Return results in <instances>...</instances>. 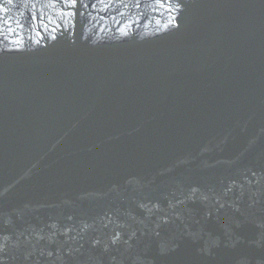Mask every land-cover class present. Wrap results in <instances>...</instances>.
I'll list each match as a JSON object with an SVG mask.
<instances>
[{
  "label": "water",
  "instance_id": "water-1",
  "mask_svg": "<svg viewBox=\"0 0 264 264\" xmlns=\"http://www.w3.org/2000/svg\"><path fill=\"white\" fill-rule=\"evenodd\" d=\"M0 264H264V0H0Z\"/></svg>",
  "mask_w": 264,
  "mask_h": 264
}]
</instances>
